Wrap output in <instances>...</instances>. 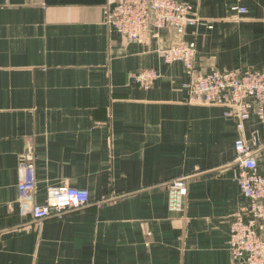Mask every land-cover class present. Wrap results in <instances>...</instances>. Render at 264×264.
I'll use <instances>...</instances> for the list:
<instances>
[{
  "label": "crops",
  "instance_id": "0c3cea01",
  "mask_svg": "<svg viewBox=\"0 0 264 264\" xmlns=\"http://www.w3.org/2000/svg\"><path fill=\"white\" fill-rule=\"evenodd\" d=\"M116 1L0 0V264H237L229 225L246 198L235 142L259 134L264 174V119L241 131L222 106L188 103L185 65L161 50L194 41L195 74L264 68V0H177L211 28L137 41L105 23ZM143 69L159 74L146 87L134 77ZM22 160L36 203L68 185L89 204L33 220L20 209ZM177 178L180 213L167 208Z\"/></svg>",
  "mask_w": 264,
  "mask_h": 264
},
{
  "label": "built area",
  "instance_id": "2783aa9c",
  "mask_svg": "<svg viewBox=\"0 0 264 264\" xmlns=\"http://www.w3.org/2000/svg\"><path fill=\"white\" fill-rule=\"evenodd\" d=\"M243 12L244 8H236ZM105 23L129 41L144 39L151 31L156 35L163 29L183 34L186 25H208L189 5L177 0H117L108 5ZM163 61L182 62L190 79L187 102L215 105L224 108V115L234 116L242 131L244 122L254 115L264 119V68L246 72L212 70L195 74L196 44L194 41L173 42L161 50ZM141 86H148L159 77L154 69H143L134 75ZM261 137L254 133L250 140L239 138L235 142V160L240 168L238 185L246 203L231 219L228 250L237 264H264V174L259 172L254 150L261 144ZM17 189L20 209L35 221L48 217L61 218L66 213L89 204L85 188L68 185H49L43 203L34 200L35 176L29 161L19 166ZM187 184L183 178L172 180L167 186V208L180 213L184 208Z\"/></svg>",
  "mask_w": 264,
  "mask_h": 264
},
{
  "label": "water",
  "instance_id": "95a60500",
  "mask_svg": "<svg viewBox=\"0 0 264 264\" xmlns=\"http://www.w3.org/2000/svg\"><path fill=\"white\" fill-rule=\"evenodd\" d=\"M25 157L29 159L31 157L29 150H26ZM24 159V158H23Z\"/></svg>",
  "mask_w": 264,
  "mask_h": 264
}]
</instances>
